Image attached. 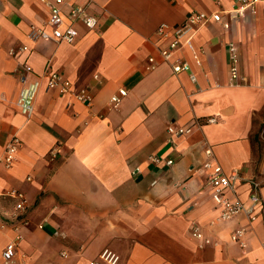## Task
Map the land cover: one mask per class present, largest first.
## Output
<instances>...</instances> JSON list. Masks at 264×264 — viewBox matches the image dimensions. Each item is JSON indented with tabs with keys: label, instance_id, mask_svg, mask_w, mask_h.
Listing matches in <instances>:
<instances>
[{
	"label": "crops",
	"instance_id": "obj_1",
	"mask_svg": "<svg viewBox=\"0 0 264 264\" xmlns=\"http://www.w3.org/2000/svg\"><path fill=\"white\" fill-rule=\"evenodd\" d=\"M230 2L65 0L99 18L94 30L78 25L75 42L65 43L31 32L48 30L39 0H0V264H87L105 249L117 264H264V0L229 28L208 22L189 32L193 50L179 52L189 71L173 73L151 41L161 23ZM229 43L237 48L238 82L229 79ZM47 68L73 89L86 88L91 103L43 84L32 114H22L21 87ZM119 88L126 95L111 108ZM169 125L191 130L170 136ZM12 136L20 144L7 169L1 159ZM206 148L226 173L238 170L239 200L249 203L250 179L261 183L252 222L243 214L219 220L206 185ZM152 155L161 162L151 163ZM11 189L27 200L16 217ZM195 227L202 238L192 235ZM240 228L245 246L231 239ZM17 234V251L5 262Z\"/></svg>",
	"mask_w": 264,
	"mask_h": 264
},
{
	"label": "built area",
	"instance_id": "obj_2",
	"mask_svg": "<svg viewBox=\"0 0 264 264\" xmlns=\"http://www.w3.org/2000/svg\"><path fill=\"white\" fill-rule=\"evenodd\" d=\"M44 4L49 11L46 25L48 30L43 27L35 28L31 26V32L35 31L37 38L50 39L56 42L74 43L79 35L78 25H82L87 31L94 30L99 22L98 16L89 12L88 5L72 4L65 6V0H39ZM229 8L225 10H217L212 13L193 11L182 22L178 24L161 23L153 32L151 41L157 48L161 61L170 65L173 73L189 71V63L179 54L183 46H187L193 50L189 32L208 22H217L223 28H229L231 23L244 17L248 13H254L255 0H230ZM34 35V36H35ZM26 50V46L22 47ZM229 51V79L231 82L243 80L239 71V57L235 44H228ZM150 65L148 68H153L157 63L153 56L148 58ZM26 71H30L25 67ZM94 79L98 80V75H94ZM190 79L195 81V76L190 74ZM46 85L47 89L55 90L59 94L68 95L74 100L89 105L92 101V96L86 88L73 89L69 79L63 77L60 73L50 68H47L41 75L34 79L25 82L19 91L17 98V106L20 112L26 116H30L33 112L34 100L42 85ZM126 95L124 88H119L115 94L110 97L109 105L111 108L118 106L121 99ZM213 118H208L207 121H212ZM191 127H167V133L170 136H179L190 132ZM20 140L17 136H12L4 145L2 165L9 169L16 161V156L19 148ZM207 160L203 163V167L209 172L206 177V185L211 190V195L214 203L220 208L219 220L226 221L235 217L237 214H243L248 222L256 219L255 210L262 206V198L260 195L261 183L255 179H250L249 203L235 197L234 188L235 182L240 178L238 170L226 173L219 164L213 163L210 158L212 151L210 148L204 150ZM149 160L153 164L161 162L158 155H152ZM165 165L169 166L173 163L171 159L165 160ZM135 171L139 169L136 167ZM234 196V198L231 196ZM6 195L16 199L13 206V216H18L26 209L27 200L25 195L18 190L11 189L6 192ZM1 225V223H0ZM244 229H236L231 239L238 242L241 246H245ZM192 235L195 238H202L198 228H193ZM21 237L19 234L15 236L5 247L3 257L5 262H10L17 251V244ZM208 242L207 239H204ZM118 255L114 252L105 249L95 260L89 261L87 264H117Z\"/></svg>",
	"mask_w": 264,
	"mask_h": 264
}]
</instances>
